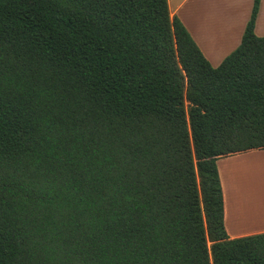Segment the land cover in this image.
<instances>
[{"label": "trees", "instance_id": "1", "mask_svg": "<svg viewBox=\"0 0 264 264\" xmlns=\"http://www.w3.org/2000/svg\"><path fill=\"white\" fill-rule=\"evenodd\" d=\"M259 4L213 67L167 0H0V264H264L217 169L264 150Z\"/></svg>", "mask_w": 264, "mask_h": 264}, {"label": "rangeland", "instance_id": "2", "mask_svg": "<svg viewBox=\"0 0 264 264\" xmlns=\"http://www.w3.org/2000/svg\"><path fill=\"white\" fill-rule=\"evenodd\" d=\"M242 5L241 1L189 0L181 15L191 33L212 48L217 46L215 36L227 40L229 35H234L241 12L245 9V0H242ZM259 26L264 32V7ZM234 160L224 169L228 200L243 199L255 193L264 196V151L252 152Z\"/></svg>", "mask_w": 264, "mask_h": 264}, {"label": "crops", "instance_id": "3", "mask_svg": "<svg viewBox=\"0 0 264 264\" xmlns=\"http://www.w3.org/2000/svg\"><path fill=\"white\" fill-rule=\"evenodd\" d=\"M188 1L189 0H167L169 13L171 16L177 17L183 24V26L186 28V30L202 52L203 56L208 60L211 66L217 67L221 63V61L233 50H235L240 44L244 28L250 17L253 0H245V9L243 8L241 12V16L235 28L234 35H229L227 40L215 36L214 43L217 44V46L212 48H209L207 45H205L202 39H199L197 36L193 35L187 25L188 23H185L186 21L183 15H181V11ZM227 1L229 0H223L224 3H226ZM230 1H236L237 3L241 1V6H243L242 0ZM263 7L264 0H260L259 10L253 30L254 34L258 37H262L264 35L263 30L259 26ZM216 32L218 33L219 30H216ZM256 151L259 150L237 154L234 156L219 159L217 161V169L219 172L223 191L224 226L226 233L230 239L264 234V196L255 193L254 196L250 194L248 197H245L243 199L228 200L227 190L225 188L224 182V169L230 166L232 161H236L234 159L246 157L248 154Z\"/></svg>", "mask_w": 264, "mask_h": 264}]
</instances>
